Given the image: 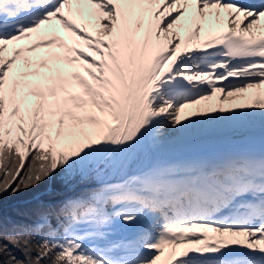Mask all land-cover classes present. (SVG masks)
I'll list each match as a JSON object with an SVG mask.
<instances>
[{"label": "snow or ice", "instance_id": "snow-or-ice-1", "mask_svg": "<svg viewBox=\"0 0 264 264\" xmlns=\"http://www.w3.org/2000/svg\"><path fill=\"white\" fill-rule=\"evenodd\" d=\"M0 264H264V0H0Z\"/></svg>", "mask_w": 264, "mask_h": 264}, {"label": "trees", "instance_id": "trees-1", "mask_svg": "<svg viewBox=\"0 0 264 264\" xmlns=\"http://www.w3.org/2000/svg\"><path fill=\"white\" fill-rule=\"evenodd\" d=\"M26 197L21 196L16 199H5L0 211L3 212L5 217H15L17 212L24 207Z\"/></svg>", "mask_w": 264, "mask_h": 264}]
</instances>
